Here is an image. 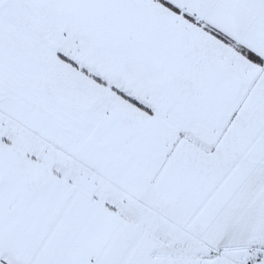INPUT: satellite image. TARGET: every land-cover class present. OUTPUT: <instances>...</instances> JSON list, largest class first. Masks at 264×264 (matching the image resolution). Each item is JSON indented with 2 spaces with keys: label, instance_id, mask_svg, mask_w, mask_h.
Masks as SVG:
<instances>
[{
  "label": "snow or ice",
  "instance_id": "6c2138e0",
  "mask_svg": "<svg viewBox=\"0 0 264 264\" xmlns=\"http://www.w3.org/2000/svg\"><path fill=\"white\" fill-rule=\"evenodd\" d=\"M0 264H264V0H0Z\"/></svg>",
  "mask_w": 264,
  "mask_h": 264
}]
</instances>
